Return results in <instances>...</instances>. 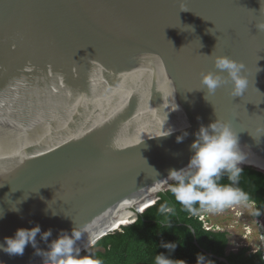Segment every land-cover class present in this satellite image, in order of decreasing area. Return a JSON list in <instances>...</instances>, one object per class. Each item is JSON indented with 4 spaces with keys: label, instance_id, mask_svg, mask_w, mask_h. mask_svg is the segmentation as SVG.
<instances>
[{
    "label": "water",
    "instance_id": "obj_1",
    "mask_svg": "<svg viewBox=\"0 0 264 264\" xmlns=\"http://www.w3.org/2000/svg\"><path fill=\"white\" fill-rule=\"evenodd\" d=\"M262 22L264 0H0V243L39 224L52 231L41 250L74 227L88 248L171 182L217 118L242 165L264 171ZM217 55L244 64L240 95L201 83ZM0 264L43 257L29 244Z\"/></svg>",
    "mask_w": 264,
    "mask_h": 264
},
{
    "label": "clouds",
    "instance_id": "obj_2",
    "mask_svg": "<svg viewBox=\"0 0 264 264\" xmlns=\"http://www.w3.org/2000/svg\"><path fill=\"white\" fill-rule=\"evenodd\" d=\"M257 28L264 31V22L258 24ZM213 59L215 68L219 71H208L201 75V83L206 87L207 93H214L217 88L230 80L233 95H240L247 86L246 77L241 75L244 64L227 55H217ZM171 131L172 129L167 134ZM187 135L188 133L184 132L183 135L177 136V142H182ZM260 135H264V125L258 127L257 135L253 136L258 138ZM195 137L190 145L191 156L187 165L180 169H170L166 182H171L164 186L162 190L156 192L152 199L145 198V200L135 204L134 208L126 209L128 212H132L134 216L131 219L129 218L125 225L133 222L138 214L154 205L159 192L170 188L176 202L184 210L195 213L197 206L200 208L194 216L202 222L206 230H227L222 229L219 224L210 222L211 218H209L211 212H219L227 207L232 208L231 210H234L237 216L243 217L245 214L246 218L253 219L256 230H253L250 224L244 225L242 227L244 231L240 238L234 243L232 242L234 245L230 242L229 250L235 251L239 247L248 246L251 247L252 252L261 250L264 258V218H251L239 207L241 203H250L254 212L255 205L254 202L249 201V195L237 186L244 171L241 165L247 161V153L241 149L237 133L231 127L230 122L217 118L206 126L201 124L199 130L195 133ZM224 176H227L229 183L220 182ZM159 188L160 185L157 184L154 191L159 190ZM139 206H142V210L138 208ZM158 211L163 217L160 222L163 229L170 228L169 215L172 210L168 204H162ZM125 225L120 224L106 234L114 232ZM37 234H40L42 240L48 241L52 231L48 229L42 232L39 224L31 228H17L14 235L6 236L4 242L0 243V250L9 255H22L25 247L31 244L36 249V254L43 257V264H102L100 260L94 259L90 255H81L83 250L81 251L77 247V241L81 239L82 231L77 227L72 229L71 234L61 230L58 237L48 245L46 251L37 247ZM252 234L257 236V244L254 247L247 243L248 237ZM96 241L84 250L91 248ZM161 247L172 251L175 249L176 243L162 241ZM154 264H186V262L173 260L164 253H157L154 257ZM197 264H212V261L206 260L202 253H198Z\"/></svg>",
    "mask_w": 264,
    "mask_h": 264
},
{
    "label": "trees",
    "instance_id": "obj_3",
    "mask_svg": "<svg viewBox=\"0 0 264 264\" xmlns=\"http://www.w3.org/2000/svg\"><path fill=\"white\" fill-rule=\"evenodd\" d=\"M241 167L244 171L237 186L249 195V201L254 202L252 217L264 218V171L251 165ZM220 182L229 183L227 176L222 177ZM165 203L172 210L169 215L171 227L167 229H163L160 223L163 217L158 211ZM198 210L197 206L196 212ZM195 213L184 210L169 188L159 192L155 204L138 214L133 222L102 236L81 255H90L102 264H154L157 253H164L173 260L197 264V254L202 253L212 264H226L210 256V252L225 257L230 264H264L261 250L252 252L248 246L229 250L228 231L206 230L202 222L195 218ZM211 219L220 222L218 216ZM162 241L176 243L175 249L169 251L161 247Z\"/></svg>",
    "mask_w": 264,
    "mask_h": 264
},
{
    "label": "rangeland",
    "instance_id": "obj_4",
    "mask_svg": "<svg viewBox=\"0 0 264 264\" xmlns=\"http://www.w3.org/2000/svg\"><path fill=\"white\" fill-rule=\"evenodd\" d=\"M239 207L242 209L243 212L246 213L247 216H251L253 212L252 205L250 203H241ZM232 209V208H231ZM230 208H225L222 211L215 212V213H210L209 218H213L215 216H218L220 218V222H217L215 220L210 219V222L219 224V226H222V229H227L228 234H229V239L232 244L234 241H237L238 238H240V235L242 234L243 226L246 224H250L253 230H256V226L254 225L255 221L253 219H250L249 217H245V214L243 217L237 216L236 213H234V210H231ZM239 215H241L239 213ZM215 219V218H214ZM250 227V230H251ZM248 244H251L253 247L254 245L257 244V236L255 234H252L251 236L248 237L247 240ZM234 245V244H232ZM230 246L228 247V249Z\"/></svg>",
    "mask_w": 264,
    "mask_h": 264
},
{
    "label": "bare ground",
    "instance_id": "obj_5",
    "mask_svg": "<svg viewBox=\"0 0 264 264\" xmlns=\"http://www.w3.org/2000/svg\"><path fill=\"white\" fill-rule=\"evenodd\" d=\"M138 208L142 210V206H139ZM118 212H119V211H118ZM119 215H120V216H119L117 219H115V220L112 221V223L114 222L113 226H114V225H117L118 222H120V221H122V220H124V222H128V220H127V216H128V215H134V214H133L132 212H128V211H126V210H121V211L119 212ZM124 222H123V223H124Z\"/></svg>",
    "mask_w": 264,
    "mask_h": 264
},
{
    "label": "built area",
    "instance_id": "obj_6",
    "mask_svg": "<svg viewBox=\"0 0 264 264\" xmlns=\"http://www.w3.org/2000/svg\"><path fill=\"white\" fill-rule=\"evenodd\" d=\"M201 216H203V215H201Z\"/></svg>",
    "mask_w": 264,
    "mask_h": 264
}]
</instances>
